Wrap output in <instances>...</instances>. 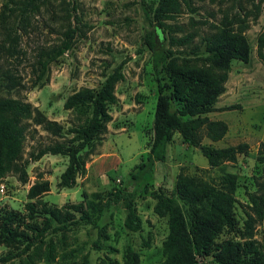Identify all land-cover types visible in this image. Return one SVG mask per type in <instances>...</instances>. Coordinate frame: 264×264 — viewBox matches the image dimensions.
<instances>
[{
	"label": "rangeland",
	"instance_id": "rangeland-1",
	"mask_svg": "<svg viewBox=\"0 0 264 264\" xmlns=\"http://www.w3.org/2000/svg\"><path fill=\"white\" fill-rule=\"evenodd\" d=\"M261 3L258 11L256 5ZM150 0H75L72 11L67 0H51L21 15L10 0H0V80L5 74L14 76L17 86L12 91L0 87V97L19 98L38 108L46 118L64 127L60 136L52 135L30 119L25 131L22 152L17 159L25 166L27 181L19 180L18 172L0 177V220L13 213L12 227L35 237L32 226H46L48 214H30L29 205L58 208L70 221L62 234L55 231L54 221L47 226L44 243L27 256L15 257L0 264H48L47 251L52 246L54 262L69 250L80 251L68 260H79L87 253L90 264H162L166 258L162 243L168 235V219L154 211L158 188L174 190L179 173L200 176L218 184L227 173L237 176L234 193L233 227L215 239L212 252L198 257V264H221L212 253L225 241L250 242L253 249L264 250V218L259 219L251 196L263 200L264 209V61L258 54V36L264 33V0H189L167 20L160 35L152 17ZM224 16L233 27H244L243 34L250 48V59L231 61L225 91L216 106L236 108L213 111L206 115L227 123L225 136L218 141L204 137L202 142L215 147L247 143L248 152L238 154L236 161L210 167L206 157L195 147L184 144L178 133L168 147L165 161L155 163L152 179L140 187L134 200L142 221L139 231L125 226L126 209L122 202L105 209L95 225L80 221V204L99 194L129 186L128 173L146 155L152 136L157 98V83L152 67V52L145 44L147 33L154 31L158 49H172L180 58L201 63L203 36L218 29ZM239 26V27H240ZM73 30L71 46L50 61L45 75L36 81L33 68L39 59L62 44L65 32ZM175 37L177 44L170 41ZM197 46V47H196ZM50 56V55H49ZM199 58V57H198ZM122 64L124 79L115 85L117 102L108 106L111 119L106 131L88 148L81 151L85 171L76 176L71 188H59L57 182L68 157L46 153L35 159L38 151L56 142L70 143L68 128L84 124L89 117L85 108L65 109L67 97L83 88L98 89L107 75ZM48 181L50 190L29 198L28 191L38 182ZM61 234V235H60ZM63 235V236H62ZM99 242L95 249L93 243ZM23 243L6 246L0 243V256L16 252ZM131 252L133 259H128Z\"/></svg>",
	"mask_w": 264,
	"mask_h": 264
},
{
	"label": "trees",
	"instance_id": "trees-1",
	"mask_svg": "<svg viewBox=\"0 0 264 264\" xmlns=\"http://www.w3.org/2000/svg\"><path fill=\"white\" fill-rule=\"evenodd\" d=\"M51 0H10V4L20 10L21 15L37 9ZM150 7L156 31L164 33L166 21L181 10L182 3L189 5V0H150ZM72 11H75V0H67ZM258 11L261 3L256 5ZM233 27V22L224 16L218 29L203 36V57L196 56L201 63L180 58L172 49H158L154 31L147 33L145 44L152 52V67L157 83V98L152 126V136L145 156L133 166L128 173L129 186L108 192L104 198L93 194V198L84 205L80 204V221L95 225L103 211L111 205L122 202L126 209L125 226L130 231H139L142 221L137 213L134 200L140 187H145L152 179L155 163L165 161L168 147L173 136L178 133L184 144L197 148L208 161L210 167H219L224 163L234 162L238 154L248 152L247 143H238L226 147H215L202 142L206 137L211 141L222 139L227 130V123L221 119H211L206 114L213 111H224L236 108L229 105L217 107V98L225 91V82L233 59L248 62L250 48L243 34L244 27ZM74 31L65 32L62 44L53 47L46 59H39L33 68L36 81L42 80L50 61L64 53L72 44ZM172 43L177 39L170 37ZM197 47V46H196ZM258 54L264 61V33L258 36ZM50 55V56H49ZM199 57V58H198ZM122 64L106 76L98 89L83 88L70 95L63 103L65 109L85 108L89 117L81 125L68 128L66 133H72L70 143H53L41 148L35 159L46 153L61 154L68 157V163L60 174L57 185L59 188H71L76 184V176L85 171L81 151L88 148L100 135L106 131V124L111 119L108 106L117 102L115 85L124 79ZM0 80V87L12 91L18 85L11 74H5ZM30 119L52 135L60 136L64 127L57 121L49 120L44 114L28 102L19 98L0 97V177L8 172H18L21 182L27 181L25 166L19 164L18 158L22 152L25 131ZM264 147V143H261ZM264 160V156H260ZM237 186V176L225 173L218 184L203 179L200 176L179 173L174 190L167 192L162 188L153 191L156 203L155 213L167 217L169 232L162 243L166 258L162 264H198V257H204L212 252L215 239L224 228L233 227L234 193ZM146 188V187H145ZM50 190L49 182L43 181L32 185L28 197L34 198ZM254 210L259 219L264 218L263 200L258 201L251 196ZM30 214L43 213L49 216L45 219L46 226L29 225L35 231V240L24 232L12 227L17 217L9 213L2 215L0 220V243L9 246L23 243L16 252H8L0 256V262L5 263L15 257L27 256L29 251L38 250L44 243L47 226L54 221L55 231L68 227L70 221L61 215L58 208L43 206L37 209L29 205ZM60 234V235H61ZM63 236V235H62ZM264 238V234H263ZM99 249V242L93 243ZM264 246V244H263ZM53 248L47 251L48 264H90L88 254L79 256V260H68L80 251L69 250L62 254V263L54 262ZM131 252L128 259H133ZM213 257L221 264H264V250L258 252L250 242L240 243L225 241ZM30 263L29 261L26 264Z\"/></svg>",
	"mask_w": 264,
	"mask_h": 264
},
{
	"label": "built area",
	"instance_id": "built-area-1",
	"mask_svg": "<svg viewBox=\"0 0 264 264\" xmlns=\"http://www.w3.org/2000/svg\"><path fill=\"white\" fill-rule=\"evenodd\" d=\"M3 190H4V185L0 184V192H3Z\"/></svg>",
	"mask_w": 264,
	"mask_h": 264
}]
</instances>
